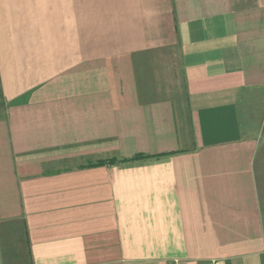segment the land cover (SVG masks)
Instances as JSON below:
<instances>
[{
  "label": "crops",
  "instance_id": "0c3cea01",
  "mask_svg": "<svg viewBox=\"0 0 264 264\" xmlns=\"http://www.w3.org/2000/svg\"><path fill=\"white\" fill-rule=\"evenodd\" d=\"M0 93V264H264V0H0Z\"/></svg>",
  "mask_w": 264,
  "mask_h": 264
},
{
  "label": "rangeland",
  "instance_id": "374dc122",
  "mask_svg": "<svg viewBox=\"0 0 264 264\" xmlns=\"http://www.w3.org/2000/svg\"><path fill=\"white\" fill-rule=\"evenodd\" d=\"M252 95V100L248 101V104H246L247 107V113L252 121H254V132L258 134L260 139L264 140V95ZM250 105L253 107H250ZM5 115V105L2 100V96L0 93V118H2ZM264 168V163L261 164ZM257 182L260 187V190L262 192V200L264 203V170L258 171L257 175Z\"/></svg>",
  "mask_w": 264,
  "mask_h": 264
},
{
  "label": "trees",
  "instance_id": "16d2710c",
  "mask_svg": "<svg viewBox=\"0 0 264 264\" xmlns=\"http://www.w3.org/2000/svg\"><path fill=\"white\" fill-rule=\"evenodd\" d=\"M109 163H112V161H111V162H109Z\"/></svg>",
  "mask_w": 264,
  "mask_h": 264
}]
</instances>
